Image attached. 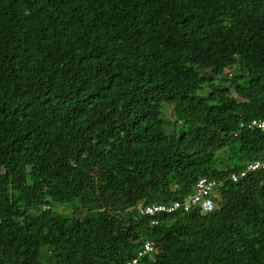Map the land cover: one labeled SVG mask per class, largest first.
I'll list each match as a JSON object with an SVG mask.
<instances>
[{
	"label": "trees",
	"instance_id": "16d2710c",
	"mask_svg": "<svg viewBox=\"0 0 264 264\" xmlns=\"http://www.w3.org/2000/svg\"><path fill=\"white\" fill-rule=\"evenodd\" d=\"M252 120L264 0H0V264H264Z\"/></svg>",
	"mask_w": 264,
	"mask_h": 264
},
{
	"label": "built area",
	"instance_id": "2783aa9c",
	"mask_svg": "<svg viewBox=\"0 0 264 264\" xmlns=\"http://www.w3.org/2000/svg\"><path fill=\"white\" fill-rule=\"evenodd\" d=\"M249 127L258 128L264 132V122L253 121ZM259 170H264V160L255 161L253 163L248 164L245 167V169L241 171L238 175L237 174L230 175V179L232 180V182H237L239 179L244 178L247 174L256 172ZM215 186L216 184L214 181H209L205 178L200 179L196 185L195 194L191 198L189 197V200L191 203H187L185 205V209L187 210L194 205V206H199L202 209V211L205 213L210 212L213 208V205H212V202L207 198V196L215 188ZM176 207H178L177 203H175L171 209L174 210ZM160 210H164V208L161 207ZM146 212L149 214H152L153 211L151 209H146ZM150 250H151V247L148 244H146L145 251L148 252ZM138 255L141 256L142 253ZM136 261L137 260H133L132 261L133 264H136Z\"/></svg>",
	"mask_w": 264,
	"mask_h": 264
},
{
	"label": "clouds",
	"instance_id": "9594fccd",
	"mask_svg": "<svg viewBox=\"0 0 264 264\" xmlns=\"http://www.w3.org/2000/svg\"><path fill=\"white\" fill-rule=\"evenodd\" d=\"M253 121H258V122H264V121H259V120H252V121H250L249 123H244V122H241L240 124H239V129L240 130H242V129H244V128H250L249 126L251 125V123L253 122ZM250 129H255V130H258L259 132H261V133H264L263 131H261L260 129H258V128H250ZM256 161H263V160H256ZM253 162H255V161H253ZM253 162H251V163H253ZM250 164V163H249ZM259 171H264V170H259ZM257 172V171H256ZM252 173H254V172H252ZM248 175V174H247ZM200 179H204V178H200ZM199 179V180H200ZM206 179V178H205ZM198 180V181H199ZM198 181H197V183H198ZM197 183H196V185H197ZM215 184H216V182H215ZM196 185L194 186V194H195V192H196ZM217 187V184H216V186H215V188ZM214 190V189H213ZM213 190L209 193V194H213ZM193 194V195H194ZM209 194H208V196H209ZM193 195H191V196H189L190 198L193 196ZM208 196H207V198H208ZM211 202H212V205H213V208H212V210L210 211V212H208V213H211L214 209H215V204H214V202L212 201V199L211 198H208ZM196 207H198L199 208V210H200V212L201 213H203V214H208V213H205V212H203L202 211V209L199 207V206H196Z\"/></svg>",
	"mask_w": 264,
	"mask_h": 264
}]
</instances>
